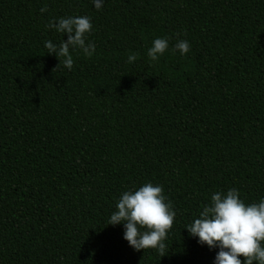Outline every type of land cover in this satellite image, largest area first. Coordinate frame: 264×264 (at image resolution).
<instances>
[{"label": "trees", "instance_id": "obj_1", "mask_svg": "<svg viewBox=\"0 0 264 264\" xmlns=\"http://www.w3.org/2000/svg\"><path fill=\"white\" fill-rule=\"evenodd\" d=\"M76 15L94 51L69 71L43 42ZM146 182L175 212L162 256L106 224ZM232 187L264 197V0H0V264H213L184 227Z\"/></svg>", "mask_w": 264, "mask_h": 264}, {"label": "clouds", "instance_id": "obj_2", "mask_svg": "<svg viewBox=\"0 0 264 264\" xmlns=\"http://www.w3.org/2000/svg\"><path fill=\"white\" fill-rule=\"evenodd\" d=\"M92 3L99 9L104 0H92ZM40 11H46V7ZM46 28L66 35L58 45L49 40L43 42L48 54L63 57L59 63L65 69L70 71L73 65L70 49H79L86 56L92 55L94 44L86 43V34L92 28L88 16L58 17L55 22L50 20ZM168 47L166 38L156 37L147 49V55L156 60ZM173 47L183 56L190 45L187 40H178ZM135 59V54H130L127 62ZM166 199L161 185L151 182L125 190L106 224L121 225L122 239L133 250L156 249L162 256L165 254L164 240L175 216L171 203ZM184 228L198 244L217 250L213 264H264V197L258 202L245 203L235 187L223 192L215 191L197 218ZM238 257H243V260Z\"/></svg>", "mask_w": 264, "mask_h": 264}]
</instances>
